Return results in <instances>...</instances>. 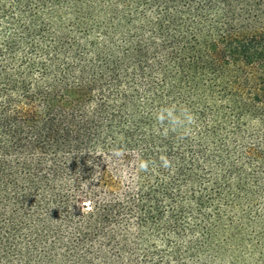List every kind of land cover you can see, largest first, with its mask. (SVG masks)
I'll return each mask as SVG.
<instances>
[{
  "label": "trees",
  "instance_id": "16d2710c",
  "mask_svg": "<svg viewBox=\"0 0 264 264\" xmlns=\"http://www.w3.org/2000/svg\"><path fill=\"white\" fill-rule=\"evenodd\" d=\"M0 264H264V0H0Z\"/></svg>",
  "mask_w": 264,
  "mask_h": 264
},
{
  "label": "rangeland",
  "instance_id": "374dc122",
  "mask_svg": "<svg viewBox=\"0 0 264 264\" xmlns=\"http://www.w3.org/2000/svg\"><path fill=\"white\" fill-rule=\"evenodd\" d=\"M108 170L112 171L111 168H108ZM130 177H132L131 170L127 169L126 167L125 169L121 168V171L118 173V176L115 177L116 183H115L114 189L116 193L122 192L124 190ZM82 203H85L84 205L89 206V202L87 200L82 201Z\"/></svg>",
  "mask_w": 264,
  "mask_h": 264
},
{
  "label": "clouds",
  "instance_id": "9594fccd",
  "mask_svg": "<svg viewBox=\"0 0 264 264\" xmlns=\"http://www.w3.org/2000/svg\"><path fill=\"white\" fill-rule=\"evenodd\" d=\"M169 116H171V112H169ZM185 119L190 123L192 118L191 116L186 115ZM172 123L176 124L178 123V121L175 118H173ZM164 165L167 166V161H164ZM146 166H147L146 163H141L140 165L141 168H146Z\"/></svg>",
  "mask_w": 264,
  "mask_h": 264
}]
</instances>
